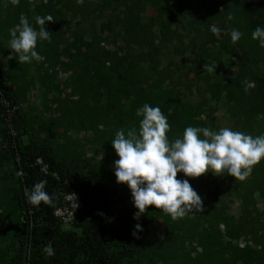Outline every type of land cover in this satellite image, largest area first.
Returning a JSON list of instances; mask_svg holds the SVG:
<instances>
[{
    "label": "trees",
    "instance_id": "obj_1",
    "mask_svg": "<svg viewBox=\"0 0 264 264\" xmlns=\"http://www.w3.org/2000/svg\"><path fill=\"white\" fill-rule=\"evenodd\" d=\"M22 16L37 31L53 17L50 42L37 43L42 62L11 53ZM257 27L264 0H0V264H264V160L244 181L178 173L203 210L172 221L150 206L135 220L111 145L117 131L139 130L145 103L167 117L170 141L190 126L264 135ZM232 29L243 33L236 44ZM3 101L19 106L11 121ZM41 180L53 204L33 207L24 192ZM60 191L83 203L72 229L52 214ZM158 220L162 235L150 237Z\"/></svg>",
    "mask_w": 264,
    "mask_h": 264
},
{
    "label": "clouds",
    "instance_id": "obj_2",
    "mask_svg": "<svg viewBox=\"0 0 264 264\" xmlns=\"http://www.w3.org/2000/svg\"><path fill=\"white\" fill-rule=\"evenodd\" d=\"M12 2L18 4L19 0ZM83 2L84 0H77L78 4ZM232 19V16H228L229 21ZM49 22H53L52 16L40 17L37 20V24L40 25L37 31L29 20L22 16L17 26L18 31L10 32L9 47L11 53L16 55L19 64L42 62L45 59L36 49L38 40L50 42L52 33L45 27ZM210 31L213 35H219L223 30L219 27H211ZM225 34L230 35L232 44H236L243 36L238 29H232ZM252 39L258 42L260 48H264V27H257L252 32ZM102 44L106 47L105 43ZM204 69L207 72L214 71L206 64ZM62 75L66 76V73ZM77 96L76 94L73 98L76 99ZM10 106L15 108H10L12 109L10 113L5 111L10 114L7 116L9 121L19 107L15 104ZM136 116L142 118L139 130L132 128L125 132L121 129L117 131L115 139L111 142L118 156L112 165L116 183L126 185L130 190L131 203L136 209L133 216L135 220H139L150 206L160 209L172 221L203 210L200 195L193 189L189 179H177L178 173L192 179L199 178L205 173H215V176L226 174L235 180L244 181L251 175L253 166L264 160V135L253 137L228 127L211 131L208 128L190 126L184 130L182 138L170 141L166 135L170 130V124L159 107L145 103L137 109ZM15 160L17 161V158ZM40 161L41 159L37 158L36 162ZM46 185L47 181L41 180L30 190L25 189L27 203L33 207H39L42 203L52 205L53 197L46 191ZM64 193L69 192L58 193V205L52 209V214L60 205V198ZM74 195L77 197L76 194ZM79 200L82 208L77 216L83 209V203L81 199ZM29 213L31 214L32 211ZM97 213L101 214V212ZM75 219L68 224L57 220L61 223L62 229L68 230L72 229ZM142 230V225L137 223L132 235L139 238L138 233ZM43 251L49 256L54 254L51 244H48Z\"/></svg>",
    "mask_w": 264,
    "mask_h": 264
},
{
    "label": "built area",
    "instance_id": "obj_3",
    "mask_svg": "<svg viewBox=\"0 0 264 264\" xmlns=\"http://www.w3.org/2000/svg\"><path fill=\"white\" fill-rule=\"evenodd\" d=\"M3 104L6 105L7 113H10L12 111V109L10 108H13V109L15 108V107H11L8 101H3ZM7 120L9 121L8 117H7ZM76 205L78 206L76 207ZM81 208H82V204L80 200L74 194L64 193L61 195L60 205L57 208H55L53 215L58 220H60L62 223L68 224V223H71L75 219V217L77 216ZM22 221H24L23 218H22Z\"/></svg>",
    "mask_w": 264,
    "mask_h": 264
},
{
    "label": "rangeland",
    "instance_id": "obj_4",
    "mask_svg": "<svg viewBox=\"0 0 264 264\" xmlns=\"http://www.w3.org/2000/svg\"><path fill=\"white\" fill-rule=\"evenodd\" d=\"M150 13V12H149ZM114 45H112L111 43H108L106 44V48H112ZM66 93V91H65ZM38 99L35 100V102L37 103ZM221 110H219L220 112ZM237 207H238V204L237 203H234L231 205V212L234 213V214H237ZM149 229H150V237H161L162 235V228L160 226V223L159 222H155L153 224H151L149 226Z\"/></svg>",
    "mask_w": 264,
    "mask_h": 264
}]
</instances>
